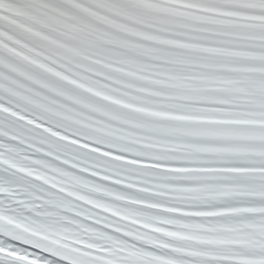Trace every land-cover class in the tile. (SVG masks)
I'll list each match as a JSON object with an SVG mask.
<instances>
[{"label":"snow or ice","instance_id":"6c2138e0","mask_svg":"<svg viewBox=\"0 0 264 264\" xmlns=\"http://www.w3.org/2000/svg\"><path fill=\"white\" fill-rule=\"evenodd\" d=\"M0 264H264V0H0Z\"/></svg>","mask_w":264,"mask_h":264}]
</instances>
